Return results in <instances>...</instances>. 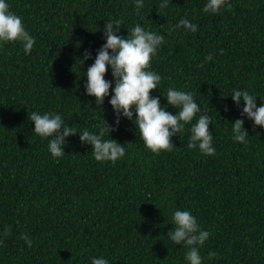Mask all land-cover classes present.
Wrapping results in <instances>:
<instances>
[{"label":"trees","instance_id":"trees-1","mask_svg":"<svg viewBox=\"0 0 264 264\" xmlns=\"http://www.w3.org/2000/svg\"><path fill=\"white\" fill-rule=\"evenodd\" d=\"M0 264H264V0H0Z\"/></svg>","mask_w":264,"mask_h":264}]
</instances>
